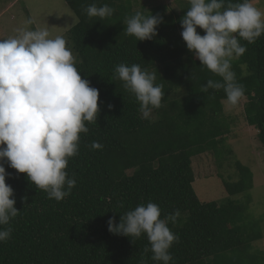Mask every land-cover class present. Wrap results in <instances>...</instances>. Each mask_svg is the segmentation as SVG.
Returning <instances> with one entry per match:
<instances>
[{"label":"trees","instance_id":"trees-1","mask_svg":"<svg viewBox=\"0 0 264 264\" xmlns=\"http://www.w3.org/2000/svg\"><path fill=\"white\" fill-rule=\"evenodd\" d=\"M132 1L64 0L78 19L68 43L82 78L100 92L101 111L95 123L86 124L89 132L81 134L79 154L69 160L67 171L77 183L62 201L49 199L5 162L11 174L6 183L14 189L20 213L11 221V239L0 242V264H140L142 257L156 264L152 253L144 252L150 247L146 235L133 242L109 232L107 223L115 217L118 225L121 215L149 201L164 215L180 212L169 224L179 237L170 250L171 264H264V250L254 249L264 240L261 222L252 228L241 224L251 204L252 171L234 162L238 175L235 182L222 178L230 198L221 203H203L193 188V158L212 153L219 169L222 160L233 161L219 152L232 127L225 117L226 94L204 91L209 79L221 78L200 65L181 36L188 0L180 11L166 4L138 9ZM91 4H107L114 13L103 21L90 18ZM137 11L163 18L152 40L138 41L124 32V21ZM240 43L247 50L232 70L245 88L246 120L264 148V35L255 43ZM120 63L156 73L164 92L163 106L152 112L156 120L142 117L135 96L116 78ZM94 141L102 147L92 148ZM243 194L247 205L231 199Z\"/></svg>","mask_w":264,"mask_h":264},{"label":"clouds","instance_id":"clouds-1","mask_svg":"<svg viewBox=\"0 0 264 264\" xmlns=\"http://www.w3.org/2000/svg\"><path fill=\"white\" fill-rule=\"evenodd\" d=\"M188 3L190 7L180 20L181 36L200 65L221 78L209 79L204 91L222 89L227 105L236 107L245 99V88L232 64L247 50L241 40L251 44L264 35V11L253 0ZM86 13L103 21L114 9L91 4ZM163 22L159 15L137 11L124 21V32L138 41L152 40ZM31 23L26 21V25ZM76 63L66 39L53 37L48 28L25 26L17 35L0 39V242L11 239V221L20 213L14 189L6 183L11 174L5 162L26 174L49 199L62 201L76 186L75 177L67 171L69 160L79 154L81 134L89 132L86 124L95 123L101 111L99 90L82 78ZM115 73L135 96L142 117L153 120L150 116L163 106L164 97L156 73L125 63L118 64ZM91 147L102 145L94 141ZM179 217V210L164 215L158 204L149 201L121 215L118 225L115 217L107 223L109 232L130 237L133 242L146 235L150 247L144 249L145 254L151 252L156 264H171L170 250L179 237L169 224ZM140 264H147V260L142 257Z\"/></svg>","mask_w":264,"mask_h":264},{"label":"rangeland","instance_id":"rangeland-1","mask_svg":"<svg viewBox=\"0 0 264 264\" xmlns=\"http://www.w3.org/2000/svg\"><path fill=\"white\" fill-rule=\"evenodd\" d=\"M11 0H0V39H6L17 35V30L28 26L30 28H48L53 37L63 36L67 42L69 31L78 23L75 14L70 10L64 0H20L3 15V9ZM187 0H133V7L140 9L143 6L152 8L154 6L166 4L167 6L181 10V3ZM255 6L264 11V0H253ZM120 3V2H119ZM32 21L26 25V21ZM203 32L201 35H204ZM69 46V43H68ZM70 47V46H69ZM71 48V47H70ZM76 61L77 55L71 48ZM236 60V59H235ZM234 60V61H235ZM247 68V67H246ZM245 99L236 107H231L224 102L225 117L231 123V133L225 137V146L219 149L224 153V157L230 158L233 163L230 165L222 160L223 167L219 169L218 158L212 153L193 158V168L196 181L193 188L203 202L217 201L219 203L226 200L223 179L227 182H235L232 178L237 177V168L234 162L239 161L248 167L253 173V188L248 193L251 197V204L248 206L247 194L231 198L239 203L247 205L243 226L253 227L261 222L264 233V148L258 138V131L251 127L245 116ZM153 120L156 115L151 114ZM214 152V151H213ZM237 174V175H236ZM223 178V179H222ZM254 249L264 250V240L254 244Z\"/></svg>","mask_w":264,"mask_h":264},{"label":"crops","instance_id":"crops-1","mask_svg":"<svg viewBox=\"0 0 264 264\" xmlns=\"http://www.w3.org/2000/svg\"><path fill=\"white\" fill-rule=\"evenodd\" d=\"M14 1H16V4H17L20 0H11L10 3L5 7V9H3L1 15H3L4 13H6L7 11L9 12V9L11 8V5L13 6Z\"/></svg>","mask_w":264,"mask_h":264}]
</instances>
